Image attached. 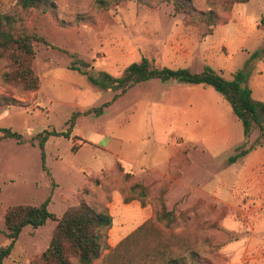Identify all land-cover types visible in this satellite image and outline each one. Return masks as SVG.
Masks as SVG:
<instances>
[{
    "label": "rangeland",
    "instance_id": "rangeland-1",
    "mask_svg": "<svg viewBox=\"0 0 264 264\" xmlns=\"http://www.w3.org/2000/svg\"><path fill=\"white\" fill-rule=\"evenodd\" d=\"M110 1L109 10L100 8L96 0H42L39 8L24 10L21 0H0V16H12L18 30L43 36L56 47L35 44L32 68L40 80L37 90L15 82L16 67L8 58H0V127L24 137L22 144L0 138V247L9 244L5 214L10 207L39 206L50 199L48 209L58 218L81 202L97 210L109 208L111 249L93 264H167L172 259H183L185 264H259L244 261L264 255L247 246L256 231V218L248 214L253 205L244 199H257L259 204L261 193L253 185L236 184L229 157L237 152L225 145L213 146V108L218 119L230 120L235 145H251L259 131L254 128L245 137L228 101L213 87L206 86L207 94H201L205 98L190 106L188 99L197 93L187 88L193 85L175 79L137 85L103 113L81 115L70 138L51 137L43 162L39 141L33 138L45 130L66 131L74 113L111 102L118 92L101 73L120 78L143 57L157 68H188L194 73L212 69L227 80L239 70L247 71L264 97V0L236 4L230 11V0H195L197 20L200 12L209 9L219 21L233 17L219 26L217 35L208 36L209 27L176 15L173 6L162 0L117 5ZM254 53L258 56L252 58ZM73 61L88 67L72 70ZM90 76L106 89L93 85ZM253 100L264 103L256 94ZM190 136L200 141L189 155L192 163L170 164V177L158 178L173 150ZM252 151L238 159L240 164L257 161ZM140 164L152 175L127 177L126 172H138ZM138 182L148 186L146 197L141 189L132 190ZM162 190L172 219H156ZM213 190L232 206L214 201ZM125 196L142 199L145 206L139 200L125 204ZM56 225L49 219L38 229L25 227L4 264H42L40 257ZM260 226L255 233L259 241L264 240ZM71 262L79 264L76 258Z\"/></svg>",
    "mask_w": 264,
    "mask_h": 264
},
{
    "label": "trees",
    "instance_id": "trees-1",
    "mask_svg": "<svg viewBox=\"0 0 264 264\" xmlns=\"http://www.w3.org/2000/svg\"><path fill=\"white\" fill-rule=\"evenodd\" d=\"M123 1L129 0H113L115 5ZM136 1L145 2V0ZM162 1L171 4L176 15L190 17L193 24H202L209 27L206 36L213 35L215 32L218 16L212 9L207 12H200V15H198L200 18L197 20L194 7L195 0ZM250 1L230 0L227 10L230 11L236 4H246ZM41 3L42 0H21L24 10L39 8ZM96 3L104 10H109L111 7L110 0H96ZM16 24L17 20L12 16H0V58H8L16 67L13 75L15 82L23 84L28 90H37L40 86V80L32 68V61L36 55L35 44L42 43L54 49L56 47L51 45L43 36L29 34L26 30H18ZM257 56L258 53H254L252 58ZM81 67L87 68L88 66L85 62H81L80 66H77V63L73 61L70 69L82 72ZM101 75L105 78V81L114 85V91L118 93L115 94L111 102L85 113H74L68 122L66 131L45 130L36 138H33V141L36 139L39 141L43 162L45 161V146L51 137L70 138L77 119L81 115L92 113L99 115L130 89L153 79L162 81L175 79L182 84L211 86L231 105L235 116L243 125L245 137L249 138L253 129H258L259 137L256 141L251 145L245 143L237 148V153L229 159L230 163H236L239 158L246 156L250 151L264 144V103H257L253 100V91L248 86L250 73L247 71L239 70L234 74L233 80H227L212 69H206L202 73H194L187 68H157L154 66L153 61L143 57L141 61L129 65L120 78H115L106 72H102ZM89 79L93 85L106 89L105 84L99 83L92 76ZM0 138L3 140L13 139L21 144L24 142L23 135L11 128L0 127ZM189 155L190 149H184L179 155L180 163L190 165L192 162ZM43 168L46 170L45 164H43ZM126 175L131 178L135 177L131 172H126ZM136 189H141L143 197L147 196V185L138 182L132 187V190ZM165 194L166 190H162L159 198L161 211L155 214L157 220H163L166 217L172 219L174 216L173 212L167 210L164 200ZM135 200L139 199L126 196L123 199L125 204ZM139 201L142 206H145L142 199ZM49 203L50 199L39 206L17 205L7 210L5 214V233L9 244L0 247V264H4V261L12 254L25 227L32 226L34 229H38L44 226L49 219L55 220L57 225L48 249L40 257L42 264H72L71 258H76L79 264H93L101 258L103 251L111 249L108 239L109 232L113 227V216L107 206L97 210L91 205L81 202L76 206L69 207L64 215L58 218L49 211ZM138 229H141V226ZM167 264H185V260L172 259Z\"/></svg>",
    "mask_w": 264,
    "mask_h": 264
},
{
    "label": "crops",
    "instance_id": "crops-1",
    "mask_svg": "<svg viewBox=\"0 0 264 264\" xmlns=\"http://www.w3.org/2000/svg\"><path fill=\"white\" fill-rule=\"evenodd\" d=\"M231 19H233V17H230V18L223 20V21L218 20L217 27H216L213 35H217L219 33L218 32L219 26H221V27L224 26ZM256 24L258 25V27H261V26H259V23H256ZM205 39H206V37H205ZM248 85L252 89L253 95L256 94L258 99L264 98L261 94V90H260L259 85L254 80H251V78H249ZM206 86L207 85H193L191 88H187L191 92L197 93V95H192V97L190 99H188L187 104L190 106H192L194 104L196 106L198 104L197 100H199L201 102V100H202L201 98H205L201 94H207ZM193 96H196V97H193ZM211 108H212V106H211ZM232 113L234 114L233 109H232ZM213 115L215 117V119L213 120V123H214L213 124L214 125L213 126L214 127V129H213V146L221 147L222 145L223 146L225 145V149H229V150L233 149L235 152H237V148H239V145H235V143L237 142V139L235 138V135L233 133L232 124L229 122L230 120L229 119H226V120L218 119V114H217V111L215 110V108H213ZM188 138L189 139L187 142L182 141L181 146L179 148L173 150V153L169 158L168 167L165 169V171H158L157 172V174L159 176L158 178H160V177L169 178L170 177L169 176L170 164H179V155L183 151V149H185V148H183L182 150H180V148L182 146L188 145V147L190 148V153L194 148L198 147V144L200 141L197 138H194L192 136H190ZM221 149L222 148L217 149L215 152L213 151L214 153H216V156ZM252 152L254 153V158L257 160L254 162V164H240V160H238L236 163L229 164V170H231V171L233 170V172H234L233 177L235 179H237L236 184L238 186L245 188V186L249 187L250 185H253L254 189L261 193V194H259V199H258L261 201V203H259V204H256L257 199L255 200L253 198H248V197H246L244 199V202H247V203H250L253 205V207L250 208V211L248 212V214L251 215L252 213H254V217L256 218V221H255L253 230L256 229V231H257L258 226L264 224V145L259 147L258 149H255ZM248 155H250V153L247 154L246 156H248ZM232 156L233 155H231L229 157V159ZM173 159H175L176 162H172ZM122 167L125 168L124 166H122ZM128 172H131L132 174H134V176L136 178H138L141 175L142 176L145 175V173L152 175V171L149 168L145 167V165H141V164L139 165V171L138 172H135V173L133 171H128ZM225 179L227 181L228 177ZM223 184H226V183H223ZM222 186H223V188L226 187V185H222ZM213 192H214L213 196L215 199L214 201L225 204V205H227V207L232 206L231 204H228L224 201L225 197L220 191L213 190ZM260 227L263 228L262 226H260ZM256 231L254 233H252V235L248 238L247 246H249V248H254V249L256 248L257 251H259V252H264V240L259 241V240L255 239ZM263 232H264V228H263ZM223 248H222V250H223ZM249 260H256V261H258L259 264H263L262 262H264V255H262L261 257H252L250 259L248 257L244 258V261H249Z\"/></svg>",
    "mask_w": 264,
    "mask_h": 264
}]
</instances>
